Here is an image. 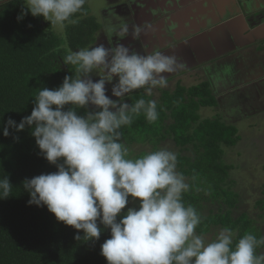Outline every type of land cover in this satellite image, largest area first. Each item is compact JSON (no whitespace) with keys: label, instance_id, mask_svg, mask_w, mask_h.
I'll use <instances>...</instances> for the list:
<instances>
[{"label":"clouds","instance_id":"1","mask_svg":"<svg viewBox=\"0 0 264 264\" xmlns=\"http://www.w3.org/2000/svg\"><path fill=\"white\" fill-rule=\"evenodd\" d=\"M6 0H0V4ZM95 0H23L17 20L29 12L50 22L48 29L66 40V30L88 15L85 5ZM96 14L95 7L91 8ZM31 27V25H29ZM117 42L103 43L74 51L67 43L63 63L74 75L62 84L42 87L33 101L29 116L18 124L9 118L3 135L30 128L40 149L39 155L58 169L23 181L30 195L29 205L46 206L58 222L83 231L76 240L98 241L110 229V238L101 245L107 264H264V237L246 232L236 238L224 227L206 240L197 233L202 215L183 200L191 189L186 177L177 171V154L166 147L130 155L123 142L122 128L143 115L148 123L159 118L155 90L165 88L168 78L182 68L175 55L159 48L144 54L126 46L130 26L120 20L104 28ZM144 29L132 25L133 40H140ZM99 76L93 81L92 74ZM115 81V82H114ZM106 84H111L110 98ZM149 99L127 98L138 90ZM220 97V92H218ZM84 114H81V110ZM18 141L19 137L14 136ZM8 176L0 178V199L11 196ZM130 198L138 207H128ZM103 225V227H101Z\"/></svg>","mask_w":264,"mask_h":264},{"label":"trees","instance_id":"2","mask_svg":"<svg viewBox=\"0 0 264 264\" xmlns=\"http://www.w3.org/2000/svg\"><path fill=\"white\" fill-rule=\"evenodd\" d=\"M22 7L23 0H6L0 5V178L7 175L13 185L11 196L0 199V264H107L101 255V245L110 238V229L103 231L98 241L76 240L77 234L83 237L82 230L78 233L73 227L58 222L46 206L28 204L30 195L23 189V181L58 170L39 155L40 149L30 128L20 132L9 129L11 134L3 135V125L9 118L18 124L31 114L35 96L42 87L55 89L66 75H74L63 63V50L57 49L65 41L74 51L95 46L99 36L102 37L105 18H99L98 13L93 14L85 6L88 15L78 24L70 25L66 40H62L48 29L50 22L42 16L33 17L29 12L18 22ZM208 83L178 84L176 90L173 87L158 90L159 94L163 91L160 96L152 97L157 100L158 120L148 123L143 115L135 117L130 126L122 128L123 142L132 156L165 146L175 149L177 171L191 185L190 191L183 195L184 203L194 206L202 215L197 233L206 237L215 228L228 227L237 239L246 232L257 238L264 237V228L260 233L256 231L260 229L259 221L263 224L264 216H251L243 210L256 189L251 185L252 193L242 190L240 173H235L236 162L238 158L244 159L243 153L248 158H254L256 153L261 157L263 139L258 146L257 139L251 141L240 136L239 127L231 123L235 121L230 117L231 108L226 106L220 110L221 99ZM242 90L235 95L245 102L248 99L245 96L252 91ZM140 98L149 99L142 89L126 102L131 104ZM236 98L230 100L233 108L242 105ZM254 99H249L254 104L250 115L263 122L264 110L255 107L259 101ZM206 110L214 114L207 118L203 116ZM14 136L19 140H14ZM244 142H251V149L238 151ZM261 166L264 171V159L259 161ZM255 171L258 170L255 168ZM263 187V198L254 203V209L264 214ZM263 249L261 245L258 252Z\"/></svg>","mask_w":264,"mask_h":264},{"label":"crops","instance_id":"3","mask_svg":"<svg viewBox=\"0 0 264 264\" xmlns=\"http://www.w3.org/2000/svg\"><path fill=\"white\" fill-rule=\"evenodd\" d=\"M124 4L132 11L131 24L141 26L144 31L140 40H133L130 34L119 42L141 54H144V44L149 46V52L159 48L165 55H175L183 65L175 73L164 74L168 78L167 89L179 84L180 80L187 84L191 79L195 86L207 79L206 70L216 74L214 70H220L224 63L231 61L240 63L236 72L247 68L241 62L249 59L253 62L263 58L264 67V0H115L108 4L115 12L114 17H121L119 13ZM240 52L242 58L238 57ZM252 68L247 74L241 71L234 80L251 88H243L252 91L246 98H255L256 102L264 104V79L254 78L264 68ZM200 71L203 77L199 80ZM208 82L216 87L236 84L229 75Z\"/></svg>","mask_w":264,"mask_h":264},{"label":"rangeland","instance_id":"4","mask_svg":"<svg viewBox=\"0 0 264 264\" xmlns=\"http://www.w3.org/2000/svg\"><path fill=\"white\" fill-rule=\"evenodd\" d=\"M103 5H105L106 7H108L107 0L106 1L105 0H95V3L93 5H85V6L90 11H91V8L92 7H95L96 10H97L96 14L97 13L98 14H101L100 9L102 8ZM103 17H104V15H103ZM100 38L101 37H99V39ZM64 43H67V41H65ZM242 56H243V54L241 52L238 53V57L239 58H242ZM235 60H237V56H236V59ZM251 61H252V59H249V61H246V62H241L240 61L243 65L246 64L245 66H247V68H245L243 70H237V72H236V69H237V66L240 63L238 64L237 62H234V61L224 63L223 64L224 66H222V68H220V70H217V69L214 70V72L216 74H209L210 71H207L206 70L205 71V74H206L207 79L204 78L205 80L202 81V82H199V83H201V85H205V84H207L208 80H210V82H212L215 79H217L219 76L220 77L221 76L226 77L228 75L231 78V81L232 82H235L234 79L238 76V74L241 75V71H243V73L247 74V73H249V71H251V69H254L252 67H257L258 68L257 70H260V68H264L263 67V58L255 59L253 62H251ZM263 72L264 71L262 70V71L259 72L258 76H256V77L252 76V77L256 78V80H263L264 79V73ZM189 75H191V73ZM201 75H203V74L200 71L198 73V79L199 80L203 77ZM192 76H196V75L193 74ZM199 76H201V77H199ZM234 76H236V77H234ZM92 78H93V81L94 82L97 81V80H99V76H97L96 74L92 75ZM188 78H190V76H188ZM252 81H254V79ZM235 83L236 84H230L229 83L227 85H224V87H221L220 88V90H221L220 91V98H221L220 101L221 102L220 103L218 102L219 103V106H220V110H222L224 107L226 108V106L230 107L231 108V112H230L231 113V116L230 117L235 120L234 122L231 121V123L236 124L239 127L238 129L240 131V136L242 138L252 139L251 141H254V140L257 139L256 144H258V146L261 145L260 140L263 139V145H261V147L264 148V121L263 122H260V118L251 117L250 114L253 111L252 109L254 108V104L251 102V100L247 99L245 101L246 104L244 106V109L242 107L233 108L232 105H231V103H230V100H234L236 98V95L233 94V92H235L236 90H241L243 88L244 89L250 88V87H247V85H243L242 82L241 83H238L237 80H236ZM185 85H188V86L192 85L191 84V79L190 80H187V84H184V86ZM256 85H259V84H256ZM106 86H107L106 87L107 88V93L106 94L110 98H112V99H118V98L113 97L111 95L112 85L111 84H106ZM212 87L216 89V90H214L215 92H219V87H216V85L214 83H212ZM162 89H165V88H162ZM174 89L176 90V88H173V90ZM158 90H161V89L155 90V96H156V98H158L160 96V94L163 92V91H160V94H159L158 93ZM184 95H185V93H184ZM223 97H226V98H223ZM262 107H263V104L259 105L257 108H262ZM262 110H264V109L262 108ZM262 113H263V111H262ZM213 114L214 113H213L212 110H206L203 113V116H206L208 118V117L212 116ZM250 143L251 142H249V143L248 142H244L242 145H240V147L238 148L239 149L238 151H241V149H243V148L250 150L251 149ZM168 149L171 150V151H175V149L173 150L172 147H169ZM236 153L238 155V152H236ZM263 155H264V150H261V157H260V154L256 153V156L254 158H248L247 155H246V153H243L242 154V157H244V159H242V160L240 159L239 160V158H238V160L236 162L237 163L238 170L235 173H240V182L242 184L241 189L242 190L245 189V191L247 190L248 193H252L253 192L251 190V189H253L251 187V185H253L255 187V189H256L255 193L252 194L253 196H249V197H252L253 198V199L252 198L249 199L250 204L247 205V206H245L243 208V210L246 211V212H248L251 216H254L256 214L257 215H260V216H264L263 212H260L259 210H255L254 209V206H255L254 203H256L257 200H260V199L263 198V196L261 195V193L263 192V190H261V186L262 185L264 186V171L262 169V166H261V168H259V161H261V160L264 159L263 158ZM250 159H252V160H254L256 162H254V163L253 162H250L251 161ZM255 168L258 171H255ZM253 170H254V172H253ZM138 206H139L138 205V201H136V202L131 201V202H129V204L126 206L125 209H127L128 207H138ZM254 223H256V222L254 221ZM260 223H261V221H259V225H258V227L260 229L256 230L258 233H260V230L264 228V221H263V224L261 223V225H260ZM253 225H255V224H252V227H253ZM253 229H254V227H253ZM219 230L220 229H218V228L213 229L212 232L205 237L206 240H209L210 241V240L214 239L216 237V235L218 234ZM262 251H264V249Z\"/></svg>","mask_w":264,"mask_h":264},{"label":"flooded vegetation","instance_id":"5","mask_svg":"<svg viewBox=\"0 0 264 264\" xmlns=\"http://www.w3.org/2000/svg\"><path fill=\"white\" fill-rule=\"evenodd\" d=\"M106 1V0H105ZM115 0H107V4H111V3H113ZM104 7V8H103ZM100 12H101V14H97V16L99 17V18H101V17H103V15H104V18H105V21H104V27H106V25L108 24V23H110V22H112V23H118L120 20H123V21H125V22H127L128 24H129V26H130V34H131V31H132V24H131V20L129 19V17H130V15H131V13H132V11L130 10V6H126V4H124V6H122V9L120 10V13H119V16L121 15V17L120 18H118L117 17V15L114 17V15H115V12H114V10H113V8H111V7H107L106 8V6L105 5H103L102 6V8L100 9ZM127 12H129V14H127ZM128 17H127V16ZM126 16V17H125ZM128 18V19H127ZM100 35L102 36L99 40H97L98 42L97 43H103L106 47H108L110 44H113V43H115V42H117V39L118 38H116L115 40H114V37H112V35L110 34V33H108V32H105L104 30L103 31H101L100 32ZM100 37V36H99ZM96 44V43H95ZM139 46V45H138ZM142 49V48H141ZM172 80H175V78H173ZM183 82V80H180V83L179 84H183L184 85V83H182ZM171 83V82H170ZM178 84L176 83V84H174V85H172L173 86V88H176V86H177ZM107 87V86H106ZM220 88L221 87H219V92L221 91L220 90ZM215 89V88H214ZM216 90V89H215ZM218 94V93H217ZM218 99H221L219 96H218ZM237 102L238 103H240V104H242L241 105V107L244 109V106H245V104H246V102H244L241 98H240V96H238L237 98ZM254 100H257V99H254ZM244 103V104H243ZM261 104H263V102H259L257 105H255V106H259V105H261ZM263 108V107H262Z\"/></svg>","mask_w":264,"mask_h":264},{"label":"water","instance_id":"6","mask_svg":"<svg viewBox=\"0 0 264 264\" xmlns=\"http://www.w3.org/2000/svg\"><path fill=\"white\" fill-rule=\"evenodd\" d=\"M1 5V4H0Z\"/></svg>","mask_w":264,"mask_h":264}]
</instances>
